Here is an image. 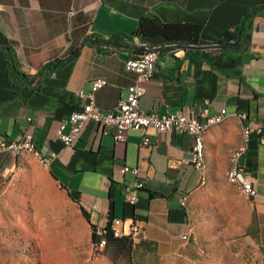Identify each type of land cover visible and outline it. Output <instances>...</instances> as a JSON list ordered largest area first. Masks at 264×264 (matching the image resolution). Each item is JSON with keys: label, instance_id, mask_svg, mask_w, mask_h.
<instances>
[{"label": "crops", "instance_id": "obj_1", "mask_svg": "<svg viewBox=\"0 0 264 264\" xmlns=\"http://www.w3.org/2000/svg\"><path fill=\"white\" fill-rule=\"evenodd\" d=\"M260 5L264 0H0V31L15 49L23 72L34 74L50 60L67 59L59 70L35 82L13 85L0 52V136L33 133L39 151L56 153L48 166L44 164L46 171L86 214L92 232L113 217L124 220L125 231L136 220L144 237L133 245L132 256H152L171 264L191 237L194 211L209 202V187L225 176L232 154L245 148L243 130L249 126L253 130L238 163L252 180L256 196L246 197L226 176L225 183L242 196L238 215L243 227L234 228L247 238L255 236L264 246V17L247 22L242 49L212 62L191 61L184 49L167 45L162 36H132L128 43L135 48L84 43L90 36L104 40L131 36L144 15L162 23L201 24L202 38L216 41L248 9ZM140 43L157 49L153 77L139 99L140 110L187 114L208 106L211 113L227 111V117L203 136L200 170L189 162L193 137L187 133L150 127L148 144L137 130H128L125 141H116L89 122L72 146L55 137L59 123L82 108L77 91L88 90L90 80L107 81L95 92L101 110L113 108L125 97L135 74L125 69L124 61L144 52ZM15 165L16 157L0 153V178ZM123 165L140 169L143 188L134 205L125 202L134 177L120 171ZM183 234L187 240L181 238Z\"/></svg>", "mask_w": 264, "mask_h": 264}, {"label": "rangeland", "instance_id": "obj_2", "mask_svg": "<svg viewBox=\"0 0 264 264\" xmlns=\"http://www.w3.org/2000/svg\"><path fill=\"white\" fill-rule=\"evenodd\" d=\"M225 176L209 187V202L194 211L191 237L171 264H264V246L234 228L243 227L242 196L226 186ZM92 234L38 156H16V165L0 178V264H169L139 255L113 263L109 253H98Z\"/></svg>", "mask_w": 264, "mask_h": 264}, {"label": "built area", "instance_id": "obj_3", "mask_svg": "<svg viewBox=\"0 0 264 264\" xmlns=\"http://www.w3.org/2000/svg\"><path fill=\"white\" fill-rule=\"evenodd\" d=\"M156 58L157 52L154 50L126 58L124 67L135 74V80L128 86L125 97L109 110H101L95 102V92L106 85V79L94 78L90 80L88 90L80 89L77 91L82 102V108L71 112L59 123L55 137L64 145L72 146L80 138L84 126L89 122L96 124L103 133H110L116 141H125L128 130H137L143 136V143L148 144L150 141L146 131L150 127L160 132L187 133L193 137L189 162L194 168L200 170L201 150L198 129H202L207 122L227 116V111L225 108H220L211 113L208 106L203 107L199 113L189 112L187 114L182 112L158 114L140 110L138 108L139 99L146 93V84L153 77ZM239 117L242 119L245 115L240 114ZM252 130L251 127L244 126L245 148L235 154L232 177L226 178L228 182H236L238 190L249 198L256 196V188L238 160L246 151V142ZM256 131L258 134L262 133L261 128H257ZM29 151H36L38 159L46 166L56 157L54 151L47 153L39 151L31 132H25L16 138L0 136V153L16 157L18 153H29ZM120 171L134 177L125 194V202L134 205L139 199L140 190L143 188V182L139 179L140 169L136 166L123 165ZM123 224L122 218L113 217L105 227L96 230L94 239L96 250H102L105 246V234L107 232H110L114 237L128 236L134 242H139L144 237V229L138 221L132 220L126 231L123 229ZM181 238L187 240L188 236L183 234Z\"/></svg>", "mask_w": 264, "mask_h": 264}, {"label": "trees", "instance_id": "obj_4", "mask_svg": "<svg viewBox=\"0 0 264 264\" xmlns=\"http://www.w3.org/2000/svg\"><path fill=\"white\" fill-rule=\"evenodd\" d=\"M255 16L264 17V5L254 6L248 9L240 21L230 30L216 41H206L201 36L202 25L197 23H162L154 16L144 15L138 20L135 32L131 36L114 35L108 40H104L98 36L87 37L84 41L86 44L95 45L97 47H115L126 48L125 46L113 45L110 42L128 43L133 39L132 36L154 37L162 36L169 46H175L184 49L187 57L194 62H212L213 60L223 57V54L232 50L243 48L242 35L246 28L247 22ZM239 37L236 44H232ZM211 44L220 45L217 48H208L205 46ZM194 46V47H190ZM0 52L3 54L7 62V80L13 85H24L35 82L38 78L59 70L67 61V59L55 58L46 62L36 73L27 74L23 72L19 66L15 49L9 43L6 36L0 31ZM85 219L86 214L81 210ZM95 234H92V240ZM106 244L98 253H109L110 260L113 263L119 258L126 261L132 259V249L134 242L128 236L114 237L110 232L105 234Z\"/></svg>", "mask_w": 264, "mask_h": 264}, {"label": "bare ground", "instance_id": "obj_5", "mask_svg": "<svg viewBox=\"0 0 264 264\" xmlns=\"http://www.w3.org/2000/svg\"><path fill=\"white\" fill-rule=\"evenodd\" d=\"M140 46L143 47V48H146L144 50V52L146 51H149V49H147V45L145 43H140ZM227 117V116H225ZM223 120V117L222 118H218L216 121H210V122H207L202 129H198V137H199V147H200V161H199V168H203L204 167V140H203V136L205 134V132L214 124H218L220 123L221 121ZM243 137L245 139V135H244V130H243ZM66 146V145H65ZM29 152H36V151H29ZM238 151L234 154H232L231 156V164L229 166V170H228V178H231L232 177V174H233V166H234V156L235 154H237ZM21 153H18L17 155H19ZM38 154V153H37ZM232 184H235L237 186V183L236 182H231Z\"/></svg>", "mask_w": 264, "mask_h": 264}, {"label": "water", "instance_id": "obj_6", "mask_svg": "<svg viewBox=\"0 0 264 264\" xmlns=\"http://www.w3.org/2000/svg\"><path fill=\"white\" fill-rule=\"evenodd\" d=\"M239 41V37L234 41V42H232V44H236L237 42ZM110 44H113V45H120V46H127V47H136V46H134V45H132V44H129V43H118V42H110ZM220 45H218V44H211V45H208V46H205V47H208V48H210V47H212V48H217V47H219ZM190 47H194V46H190ZM142 49H146V48H143L142 47ZM147 49H149V50H152L153 48H147ZM153 50H157V49H153Z\"/></svg>", "mask_w": 264, "mask_h": 264}]
</instances>
